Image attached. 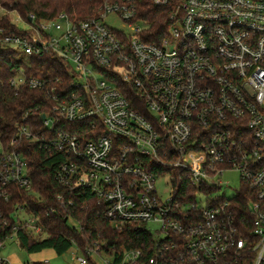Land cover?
Returning a JSON list of instances; mask_svg holds the SVG:
<instances>
[{"label":"built area","instance_id":"obj_1","mask_svg":"<svg viewBox=\"0 0 264 264\" xmlns=\"http://www.w3.org/2000/svg\"><path fill=\"white\" fill-rule=\"evenodd\" d=\"M177 2H153L155 6L170 10L164 33L156 41L146 40L152 38L147 34L148 25L136 18L132 0H104L96 16L79 21L65 13L40 20H35L33 15L28 20L17 15L11 21L23 30L22 34L5 33L0 28V48L11 47L24 58L49 55L61 62L67 73L64 79L60 76L46 78L29 76L20 68L10 79L9 84L16 91L24 86L43 90L51 105L39 116L43 133L35 131L29 123H19L8 143L9 148L5 149L0 142V185L30 188L26 162L15 146L22 140L37 142L45 150L65 155V160L57 167L55 181L67 189L71 197L75 193L93 194L97 202L103 204L102 216L115 228L133 222L145 223L160 238L178 237L184 258L191 254L197 256V261L191 264H198V261L219 264L221 259L235 254L230 249L217 253V240L224 243L223 234L233 229L238 232L228 201L237 190L231 197L216 193L223 173L236 171L239 187L245 186L251 192L246 205L251 228L243 236L253 247L264 240V195L260 194L264 193V115H252L246 107V99L237 95L232 84L235 81L243 87L239 81L245 75L255 80V86L264 83V66L260 63L264 60V49L259 44L264 38V23L237 19L231 25L232 31L251 34L260 55L254 56L251 50L244 53L250 61L244 65L246 72L241 75L235 69H228L225 70L227 75L221 78L222 65L216 67L205 61L218 55L219 47L233 50L230 32L216 46L212 30L217 25L229 23L231 9L226 6L235 7L238 0H195L196 4L209 5L218 13L216 16L199 15L200 8L185 6L193 0H181L180 11L173 15ZM252 2L264 5V0ZM126 12H132V15H125ZM185 12L192 17L187 25L181 19ZM109 14H116L129 31L108 26L104 18ZM193 25H201L200 36L205 40L203 49L192 46L196 39ZM185 27L190 30L169 39L172 33ZM114 56L118 59H113ZM226 59L232 60L231 57ZM197 63L199 68L195 67ZM213 67H216L214 74ZM189 76L194 82L190 90L186 83ZM198 92L206 93L208 99L223 105L222 111H228L230 116L232 110L228 106L239 104L244 115L232 117L231 122L210 120L205 115L204 119L211 126L195 132L191 139L185 137L188 143L181 145L180 123L189 126L192 121L199 122L196 113L205 107ZM188 100L192 102L186 103ZM73 108L77 109L75 115L68 116L67 110ZM184 108L188 111H183ZM253 119L257 123H251ZM64 125H70L72 129H59ZM229 131L235 132L231 148L223 140H212V136ZM105 142L109 144L107 149ZM206 144L217 146L216 155L222 163L212 162L213 153L206 150ZM182 147L186 149L183 152ZM240 150L246 153V163L236 167ZM200 154H203V160L199 158ZM181 157L184 159L180 163H173ZM117 162L118 168L114 166ZM173 171L184 174L195 188L191 201L182 204L175 200L174 180L178 183L179 174L175 179ZM164 174L169 176L171 184L167 198L155 188L156 179ZM61 179L69 183L61 185ZM202 188L216 189L206 191ZM200 196L205 197L204 201ZM56 200L63 204V195L57 194ZM67 203L72 204L71 198ZM12 217L15 223L8 238L16 239L15 233L20 228L35 235L44 233L42 225L23 207H17ZM69 222L76 226L71 218ZM149 224H154L155 228L150 229ZM216 232L222 235L217 237ZM244 243V240L238 242ZM174 246L172 242L171 247ZM72 247L79 253L72 254L75 264H91L88 258L97 264L92 254L99 258L105 255L107 259H102L103 264H112L113 253H105L97 243L84 251L75 244ZM140 255L139 249L124 250L118 264H165L157 258L139 263ZM0 264L11 263L0 257Z\"/></svg>","mask_w":264,"mask_h":264},{"label":"trees","instance_id":"obj_2","mask_svg":"<svg viewBox=\"0 0 264 264\" xmlns=\"http://www.w3.org/2000/svg\"><path fill=\"white\" fill-rule=\"evenodd\" d=\"M104 0H0V7L15 12L21 18L28 20L30 15L35 20L50 19L59 13H65L73 20H84L99 13ZM137 11L136 18L145 21L147 34L156 41L163 35L167 26L168 8L155 6L152 0H132ZM0 28L5 33L22 34L23 30L12 23L7 15L0 17ZM22 68L29 76L51 78L60 76L66 78L65 67L56 58L49 55H32L24 58L11 47L0 48V142L8 149L16 125L29 123L31 128L39 133L45 130L41 126L40 114L47 112L51 103L43 90H34L26 86L15 90L9 84L15 72ZM38 108V110L36 109ZM59 129H72L70 125ZM15 149L23 156L31 179L29 189L15 184L0 185V244L12 233L15 220L12 217L17 207H23L43 227L44 233L35 235L25 229L15 233L20 248L27 252H38L51 248L57 255L68 251L74 244L84 251L97 243L105 253H113L112 264L120 262L124 250H141L139 263H147L150 258H157L165 264H176L183 257L184 251L178 237L160 238L150 231L145 223H128L115 228L102 216L103 204L98 203L90 192L75 193L72 197L69 191L55 181V173L59 163L65 160V155L48 151L37 142L20 141ZM175 200L179 203L191 201L195 188L188 183L187 177L173 171ZM206 191L216 188L204 189ZM67 190V191H65ZM62 194L63 204L56 200V195ZM71 198L72 204L67 200ZM251 198V192L240 186L235 195L228 199L232 221L238 232L246 234L250 226L246 205ZM53 209V210H51ZM69 218L76 224L74 227ZM172 242L175 244L171 247ZM165 248V249H164ZM91 264L94 262L88 258ZM36 264H49L38 262Z\"/></svg>","mask_w":264,"mask_h":264},{"label":"clouds","instance_id":"obj_3","mask_svg":"<svg viewBox=\"0 0 264 264\" xmlns=\"http://www.w3.org/2000/svg\"><path fill=\"white\" fill-rule=\"evenodd\" d=\"M153 2L156 3H164L165 0H153ZM179 2L181 0H178V2L175 5V10L172 13L175 15V12L180 11L179 8ZM186 7L192 8H200L201 11L199 15H208V16H216L218 13L211 10V7L209 5H201L196 4L195 0H193L192 3L186 4ZM215 6V5H212ZM226 8L231 9L228 13V20L229 23L227 25H217L212 30V38L215 40L216 46H219L221 41H224L226 39V35L230 32L231 33V39L232 42H234L233 50H229L226 47H219V54L213 55L209 58V61H205V63L211 62L212 64H215L216 67H219L222 65L221 72L222 77L227 75L225 70L228 69H235L237 73L243 75L246 72L245 64L250 63L248 59L244 57V53L249 52L250 50L253 52L254 56H259L260 53L256 51L254 47V41L251 38L250 33L246 32H240V31H232L231 25L234 24V22L237 19L247 20V21H255L260 20L261 23H264V5L253 3L252 0H238V3L235 7H232L231 5L226 6ZM207 9V11H205ZM138 10L134 7L133 9ZM255 10L258 14L254 15L253 11ZM125 15H132V12H126ZM181 19H184L185 24L187 25L189 22L192 21V17L188 15L186 12L182 14ZM194 31L196 33V39L193 42L194 48L203 49L205 47V40L202 36H200L201 31V25H193ZM190 29L188 27H185L178 33H172V37L169 39L177 38L178 36L182 35L183 32L189 31ZM165 43H168V41H165ZM260 47L264 49V38H261L259 41ZM238 46V47H236ZM154 51V49H153ZM226 57H231V62H228ZM113 59H118V57H113ZM167 59V58H165ZM218 61V63H216ZM169 63H174L171 60H168ZM261 66H264V60H261ZM195 67L199 68L200 64L197 63ZM216 67H213L212 71L213 74L216 71ZM228 80L231 81V77H228ZM187 89H192L193 81L191 79V76L187 78ZM33 84H35V81H33ZM233 87L235 88L237 95H239L242 99H246V107L249 109L250 113L252 115H264V83H261L259 86H255V80H253L250 76L245 75L243 80L239 81V85H243V87H239L235 81H232ZM252 85V86H249ZM183 86V85H182ZM244 88H247V91H244ZM199 98L205 101V107L203 109H200L197 111V115L200 117L199 122L192 121L190 122L189 126H185L184 123H180V128L182 129V132L180 134V142L181 145H186L188 143V140L185 139V137H188L189 139L194 136L195 132H198L200 129H207L211 125L209 121L205 120V115H208L210 120H224L231 122L232 117L240 118L243 117L244 113L240 111L239 104H232L229 105V109H231V116L229 115L228 111H222L223 105H218L213 100H210L207 98L206 93H197ZM191 100L186 101V103H191ZM77 109H69L67 110L66 114L68 116L75 115ZM183 111L187 112L188 109L184 108ZM251 123H257L256 120H251ZM235 135L234 131L229 132H222L220 135H214L212 136L213 141L217 140H223L225 141V144L228 145L229 148L232 147V136ZM74 138V137H73ZM167 145H165L166 147ZM105 149L109 147V144L107 142L104 143ZM220 147H224V145H220ZM205 148L207 151H211L213 153L212 162L213 163H222L220 158L216 155V149L217 146L215 144H206ZM237 149L239 150V146H237ZM186 149L182 147L181 151H185ZM240 159L236 162V167H239L246 163V153H244L242 150ZM155 155V153H153ZM199 158L201 160L204 159L203 154L199 155ZM184 159V157H181L180 159H177L173 161L174 164H178ZM115 167H119V163L117 162ZM211 166V165H210ZM75 171V169H73ZM245 182V181H242ZM253 183L255 181H252ZM69 181L65 179L60 180L61 185L68 184ZM67 191V190H65ZM261 195H264V193H260ZM207 215V213H206ZM175 227V225H173ZM209 228H211V225H209ZM215 235L219 237L222 235L220 232H216ZM224 235V243H220L219 240H217V248L216 252L221 253L223 249H230L232 253H234V256H228L226 260L221 259L219 264H264V240H261L255 247L252 246L250 242L246 240V238L243 236L242 232H237L235 229H233L231 232ZM233 237H235V240H233ZM211 238V237H210ZM244 240V244H238L239 241ZM192 261H197V256L194 254L189 255L187 258H179L176 261V264H191ZM198 264H203L202 261H198Z\"/></svg>","mask_w":264,"mask_h":264},{"label":"rangeland","instance_id":"obj_4","mask_svg":"<svg viewBox=\"0 0 264 264\" xmlns=\"http://www.w3.org/2000/svg\"><path fill=\"white\" fill-rule=\"evenodd\" d=\"M2 15H7L9 18L15 19L17 16L15 12L3 9L0 7V17ZM104 22L117 30L129 31V28L123 23V21L116 14H109L104 18ZM1 149V146H0ZM220 188L216 193L220 195H225V197H231L234 195L235 191L239 188V178L236 171H227L222 174ZM155 188L157 192L163 197L167 198L169 196V191L171 188L170 178L167 174L159 177L155 181ZM201 200L204 201V196H200ZM150 229L155 228L154 224H149ZM76 253L75 248L72 247L68 251L61 255H57L55 251L51 248H46L38 252H27L26 250L20 248L15 237L6 239L0 246V257L8 260L11 264H36L38 262H43L47 260L49 264H75L72 260V254ZM91 257L97 261V264H103L102 259H107L105 255L100 258L95 254Z\"/></svg>","mask_w":264,"mask_h":264}]
</instances>
